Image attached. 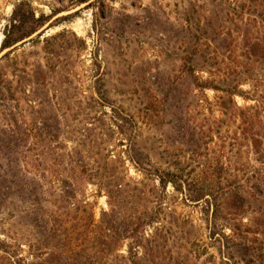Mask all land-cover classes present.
I'll list each match as a JSON object with an SVG mask.
<instances>
[{
	"label": "rangeland",
	"instance_id": "374dc122",
	"mask_svg": "<svg viewBox=\"0 0 264 264\" xmlns=\"http://www.w3.org/2000/svg\"><path fill=\"white\" fill-rule=\"evenodd\" d=\"M20 3L44 24L0 51V264H264V0H0V43Z\"/></svg>",
	"mask_w": 264,
	"mask_h": 264
},
{
	"label": "trees",
	"instance_id": "16d2710c",
	"mask_svg": "<svg viewBox=\"0 0 264 264\" xmlns=\"http://www.w3.org/2000/svg\"><path fill=\"white\" fill-rule=\"evenodd\" d=\"M44 23L40 18H34L33 12L27 6V4H19L17 5L14 10L12 11V15L9 21V24L6 26L4 30V36L0 43V51L9 49L15 46L17 43L21 42L25 38H28L32 33L37 31L39 27H41ZM249 51L258 56L264 62V43L254 42L248 45ZM31 136L25 133H22L18 138V147L20 146L22 150H19L20 153V167H18L15 176L16 181L15 183H11L14 185V190L12 194L16 195V197L28 204V217L30 223L38 229L39 233L44 234V232L48 231V223L49 217L42 214L41 210L43 207L41 206L42 203L46 202L44 199V189L42 184L37 180V178L25 168L22 164L25 158L27 157V144ZM53 139H56V136H53ZM252 148L254 154L258 157V160L264 162V143L259 138H253L251 140ZM25 149V150H24ZM8 173V172H7ZM170 174H160L158 176L159 183L163 184L166 182V177ZM168 182V181H167ZM166 182V183H167ZM7 190H9L10 186L5 184ZM7 195V192H5ZM10 193V192H9ZM43 205V204H42ZM44 212V210H43ZM154 216L152 214L145 215L143 217H137L134 222L132 223L136 230L137 227L150 224L154 221ZM133 221V220H132ZM107 231H110V228L107 226L105 227ZM134 247L129 248V254L131 257V263L136 264V261L133 260L137 256L136 252H133ZM51 258H53L51 256ZM46 264H119L116 262H107V261H98V262H91L90 260L87 262H76L71 256H64L59 254L58 257L49 260H45Z\"/></svg>",
	"mask_w": 264,
	"mask_h": 264
}]
</instances>
